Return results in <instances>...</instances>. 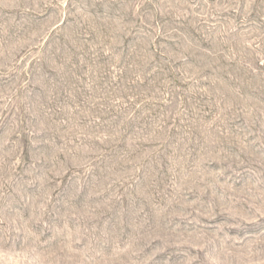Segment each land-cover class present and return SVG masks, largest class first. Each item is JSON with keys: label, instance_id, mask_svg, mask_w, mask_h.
I'll return each instance as SVG.
<instances>
[{"label": "rangeland", "instance_id": "374dc122", "mask_svg": "<svg viewBox=\"0 0 264 264\" xmlns=\"http://www.w3.org/2000/svg\"><path fill=\"white\" fill-rule=\"evenodd\" d=\"M0 264H264V0H0Z\"/></svg>", "mask_w": 264, "mask_h": 264}]
</instances>
